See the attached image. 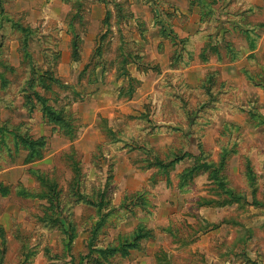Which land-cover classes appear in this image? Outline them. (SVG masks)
<instances>
[{
	"label": "rangeland",
	"instance_id": "374dc122",
	"mask_svg": "<svg viewBox=\"0 0 264 264\" xmlns=\"http://www.w3.org/2000/svg\"><path fill=\"white\" fill-rule=\"evenodd\" d=\"M0 264H264V0H0Z\"/></svg>",
	"mask_w": 264,
	"mask_h": 264
},
{
	"label": "water",
	"instance_id": "95a60500",
	"mask_svg": "<svg viewBox=\"0 0 264 264\" xmlns=\"http://www.w3.org/2000/svg\"><path fill=\"white\" fill-rule=\"evenodd\" d=\"M187 153L192 155V156H197L200 153L198 146H197V143H196L195 139L192 137L189 139V147L187 149Z\"/></svg>",
	"mask_w": 264,
	"mask_h": 264
},
{
	"label": "trees",
	"instance_id": "16d2710c",
	"mask_svg": "<svg viewBox=\"0 0 264 264\" xmlns=\"http://www.w3.org/2000/svg\"><path fill=\"white\" fill-rule=\"evenodd\" d=\"M25 45V44H24ZM26 46V45H25ZM25 52V51H24ZM48 118L47 119H49L50 118V116H47ZM198 146V145H197ZM28 147V146H27ZM198 149H199V147H198ZM29 151H30V149H28ZM199 152H200V149H199ZM188 154V153H187ZM188 155H190V154H188ZM199 155H200V153H199ZM199 155H197V156H199ZM192 156V155H191ZM197 156H193V157H197ZM3 190H4V193H6L7 192V189H5V188H2ZM229 193H230V190H227ZM1 194H3V193H1Z\"/></svg>",
	"mask_w": 264,
	"mask_h": 264
}]
</instances>
